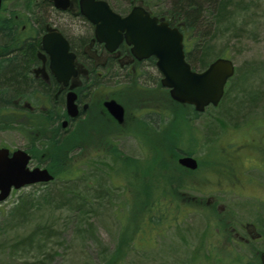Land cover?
<instances>
[{"label":"rangeland","instance_id":"rangeland-1","mask_svg":"<svg viewBox=\"0 0 264 264\" xmlns=\"http://www.w3.org/2000/svg\"><path fill=\"white\" fill-rule=\"evenodd\" d=\"M106 1L123 15L139 4L131 0ZM153 3L150 8L159 11V7H166L167 2L153 0ZM228 7L227 18L223 27L217 29L216 40L210 43L211 52L204 63L209 65L217 58L230 59L236 67V75L228 83L219 107H209L187 123L195 136L182 139L180 152L196 158L199 170L182 181L178 191L182 197L172 193L177 182L167 185L170 179L178 180L182 176L180 170L173 169L175 164L168 157V150L178 141L179 128L185 125L182 124V110L175 109L177 117L164 113L159 129L150 130V136L144 139L155 149L150 155L134 135L126 134L115 139L122 155L143 159L146 154L144 159L147 162L130 180L134 192H150L149 198H152L164 185L171 189L165 196L157 193L155 204L150 208L152 211L146 208V218L159 214L157 207L173 200L174 205L168 210L170 220L157 225L147 220L142 222L139 214L140 222H136L134 216L139 213L141 201L133 203L131 188L127 197L124 188L112 182L114 176L110 169L114 162L105 151H101L79 166L75 180L58 178L46 185H30L12 191L10 197L0 203V264H225V261L238 260L231 254L232 258L229 257L221 242L219 225L225 218L253 225L256 234L261 236L257 248L264 249V163L259 159L257 166L245 174L249 177L248 182L242 179L234 184L228 180L233 172L230 158L236 164L246 157L256 159L255 155H264V146H259L257 149L248 148L236 157L242 143L248 140L252 139V144L259 141L260 145L264 144L262 137L250 135L258 133L254 123L264 122V0H231ZM18 9L21 12L20 6ZM27 15H31L28 10L21 14L24 22L34 16ZM45 19L69 36H92L86 19L82 24L68 16L57 14L51 17L48 13ZM25 27L28 29L30 23ZM193 60L198 70L205 69L201 61ZM143 73L140 81L152 93H157V87H161L157 68L147 64ZM119 79L126 80L124 77ZM106 80L114 82L111 78ZM99 98L96 96L94 100L99 101ZM136 113L131 112L129 127L135 125ZM145 117L150 120L149 115ZM134 128L143 134L140 126ZM27 145V138L17 128L0 129V147L17 150L26 149ZM36 166L45 167L47 164L39 165L33 160L30 167ZM149 166L158 179H143L142 169ZM120 167L136 170L127 162L121 163ZM128 200L136 210L135 213L132 211L133 215L125 214ZM213 203L219 213L212 210ZM128 224L130 235L137 230L136 235L123 258H120L121 254L114 257L123 225L127 227ZM137 224L140 229H136ZM124 235L130 236L128 233Z\"/></svg>","mask_w":264,"mask_h":264},{"label":"trees","instance_id":"trees-1","mask_svg":"<svg viewBox=\"0 0 264 264\" xmlns=\"http://www.w3.org/2000/svg\"><path fill=\"white\" fill-rule=\"evenodd\" d=\"M161 1L164 4L167 2L166 7L162 6L159 7V11H153L150 8L151 4L154 5L153 0H131V2H138L157 16L164 18L172 26L179 27L185 36L184 45L187 61L194 70H198L194 64V58L201 61L202 68H206L208 65L204 63V60L208 59L211 52L210 43L212 40H216L215 34L217 29L219 27L222 28L224 25V20L229 13L228 6L231 0ZM12 6H14V9ZM19 6L21 7V12L18 9ZM27 10L35 16V19L30 20L32 27L36 19H45L47 9L46 7H42L41 0H4L3 12L8 11L11 13V16H0V49L3 51L0 53V129L17 128L20 130L28 140L27 149L32 154L33 159L39 164L46 163L49 171L55 176V180L58 178L65 179V181L75 180V174L80 171L79 166L83 162H86L94 154H100L99 152L105 151L104 153L108 154L114 162L110 169L114 176L111 178L112 182L124 188L127 197L131 188L133 203H136V200L141 201L138 208L139 213L135 214L134 220L138 222L141 215L143 220H140L142 222L147 220L157 225L168 222L170 220L168 210L171 205H174L173 200H168L157 207V210H160L159 214H152L146 218V213L155 204L157 193L159 196H165L171 192L170 188H165L169 184L173 185L177 182L175 183L176 187H172V193L182 197L178 191L182 186L184 178L192 174V172L177 166V158L181 153L179 144L185 136L187 138L195 136L187 123L197 118V113L193 112L190 106L174 102L170 97L169 91L162 89V87H157L158 92L152 93L151 89L140 83L137 78H132L130 81L127 80L124 83H121L120 79L114 82L106 80L111 76L117 77L120 73L124 74L125 71L120 68L113 58H108L107 62L104 61L105 64L97 65L94 59L89 57L85 51L91 41V37L83 36L79 40V43L83 45L79 52L80 60L85 68L84 72L89 74V76H85L84 78L85 85L83 88L91 94L90 103L92 108L98 107V104H100L98 100H94L97 93L100 95V88L106 87L111 82L110 85L114 84L116 86L110 89L112 90L109 92L111 93V97L121 101L129 113L132 111L141 113L149 108L157 107L164 108V111L167 110L168 113L171 111L174 117L178 115V111L175 110L176 108L182 110L184 113L182 124L185 125L183 128H179V133L177 134L178 141L175 143V146L168 150V157L171 163L175 164L173 169L177 168L180 170L182 176L178 180L176 178L170 179L167 185H164L159 191L158 189L155 191L152 198H149L150 192H134L130 180L140 172L141 165L147 162L144 159L146 154L150 155L155 150L144 139L150 136V130L155 131L156 129L140 117L136 119L135 127L140 126L144 131L143 134L136 131L135 128L134 130L132 128L129 132L128 126L127 133H132L147 152L143 159L122 155L116 141L107 142L100 146L97 145V138L94 135L92 126L88 125L91 123L89 117L83 123H81L82 121L76 123L74 128L69 129V131L64 132L61 130L60 120L66 115L63 94H58L56 97L55 82L48 87L43 82L32 78L29 72L32 64V55L35 51L39 50L40 42L34 39L27 40V44L23 48L24 50L19 46V43L22 42V34L20 33V29L22 28L21 20L24 18L21 14ZM15 16L17 19H15ZM213 31L214 33L211 35L210 32ZM100 74L106 77L100 79ZM110 85L107 87L110 88ZM42 96L46 101L43 100ZM126 98L127 101L125 103ZM31 100L35 102L33 103L36 108L35 111L27 113L19 111L26 102ZM167 104H169V107ZM115 125L112 123L113 129L116 131L118 128V133H122L121 127L116 123ZM76 153H79V155H76ZM157 155L159 156V151H157ZM124 162L135 166L136 170L121 169L120 164ZM141 174L143 179L146 180L158 179L153 174L152 167L150 166L149 168L142 169ZM161 176L163 177L164 175L162 174ZM129 202L130 200H128L126 205L125 214L130 213L133 215L132 211L135 213L136 210L132 207L133 203L130 204ZM184 209L186 210L185 207ZM124 218L125 216H123ZM140 228V224L139 226L137 224L136 229ZM129 231V224L127 227L123 225L122 238L114 257H118L121 254L120 258H123L127 248L131 245V241H133V236L136 235L137 230L134 231V234L131 233L132 236ZM149 232H151V229H149ZM125 233H128L130 236L124 235Z\"/></svg>","mask_w":264,"mask_h":264},{"label":"water","instance_id":"water-1","mask_svg":"<svg viewBox=\"0 0 264 264\" xmlns=\"http://www.w3.org/2000/svg\"><path fill=\"white\" fill-rule=\"evenodd\" d=\"M54 1L62 10L70 6L69 0ZM80 3L82 15L95 26L96 40L105 43L109 52H114L125 40L139 60L156 58L157 69L162 75L161 85L169 89L174 101L192 105L199 113L210 105H219L228 80L235 74L232 60L217 58L205 70L194 71L186 60L184 34L178 27L160 22L141 6H135L128 15L121 16L104 0H81ZM42 47L50 56L52 74L59 84L67 87L71 79L79 75L76 55L70 51L68 40L57 31H49L42 38ZM76 100L77 94L71 90L66 97V111L71 119L79 116ZM104 106L119 123L124 122L125 109L120 103L107 100ZM67 124L64 121L63 126ZM30 160L31 156L25 150L11 153L7 148H0V202L10 196L13 188L18 190L54 179L46 168L30 169ZM179 163L190 170L198 168V161L193 156H183Z\"/></svg>","mask_w":264,"mask_h":264},{"label":"flooded vegetation","instance_id":"flooded-vegetation-1","mask_svg":"<svg viewBox=\"0 0 264 264\" xmlns=\"http://www.w3.org/2000/svg\"><path fill=\"white\" fill-rule=\"evenodd\" d=\"M70 6L66 10L59 9L55 6L54 0H41L42 7H46L47 11L46 14H50L52 17L53 15L56 16L57 14L68 16L69 19L72 21L75 20V22H81L82 24H85V17L81 13V0H69ZM45 14V15H46ZM154 15L153 13H151ZM11 13H8L7 16L10 17ZM15 19L17 17L15 16ZM33 27L30 26L28 29H26L25 25H23L21 29L22 34V42L19 43V46L25 48V44H27V40L34 39L39 40V50L35 51L32 55V64L31 68H29L30 76L34 78L35 80H38L39 82H43L46 86H51L53 82L56 83V97L58 94H63V97L65 99L66 94L73 89L77 93V100L76 103L78 104L79 109V116L76 119H71L67 116V114L60 120V126L61 130L69 131L72 128H74L76 123H83V121H86L88 117L91 120V123L88 125L92 126L94 135L97 138V145H104L107 142L116 141L115 139L118 137L126 136V134H129L130 136H133L132 133H127L128 130V120L130 117V114L125 105L119 101L118 99L111 97L109 92V88L102 87L101 89V95L97 93L96 96L99 98L98 107H91V94L90 92H86L84 90V78L85 76H89L88 73L84 72V66L82 61L80 60V48L83 46L79 43V40L84 36L83 34H75L74 36H69L68 34H65L60 28H57L56 25H53V22L46 21V19L39 20L36 19L33 22ZM89 27V33H92L91 35V41L87 45L85 51L87 52L88 56L94 59L95 63L97 65L99 64H105L107 62L108 58H113V60L120 66L121 69H123L125 72L124 74L120 73L116 77H110L112 81H115L121 77H124L126 80H121V83L127 82V80H131L132 78H137L140 83V79L144 76L143 69L145 65L152 64V66L156 67V58L155 57H149L147 59L139 60L134 56L132 53V46H129L125 40L119 44L118 49L111 53L106 49L105 43H100L95 39V26L91 22L88 21ZM82 27V26H81ZM83 29V28H82ZM49 30H55L59 31L63 34V36L68 40L70 44V51L75 53L76 55V66L79 69L80 75L75 79V81L71 82L69 86L63 87L60 85L54 75L51 73L50 70V56L46 54L42 47H41V41L43 35L46 34ZM3 51L0 49V53ZM24 52V51H23ZM22 52V53H23ZM88 74V75H87ZM106 76L99 75L100 79L105 78ZM72 84V85H71ZM114 86V87H113ZM73 87V88H72ZM109 87L115 88L116 86L114 84L110 85ZM112 89V88H111ZM106 95L103 96L102 95ZM95 96V97H96ZM95 99V98H94ZM110 99H116L119 103H121L124 106L125 109V118L123 123H119L106 109L104 106V102ZM192 111H195L194 107H191ZM35 105H33L30 102H26L22 108L19 109V111L27 113L29 111H35ZM135 112V111H134ZM88 113H90L88 115ZM129 113V114H128ZM164 108L157 107V108H149L146 111H143L141 113H136L135 117L136 119L138 117L144 119L146 122H148L151 126H153L156 130L159 129L158 124L160 125V119L164 117ZM171 113V111H169ZM149 115L150 120H148L145 116ZM192 116V114H191ZM67 121L68 124L64 127L63 123L64 121ZM158 120V123H155V121ZM80 123V124H81ZM112 123L115 125V123L121 127V132L118 133V128L116 131L112 127ZM253 125V124H252ZM116 126V125H115ZM134 126L129 127V132ZM255 130L258 133H252L250 135L253 136H260L262 137L261 140L264 139V122L262 120H259L258 122L254 123ZM126 128V129H125ZM137 131V130H136ZM135 131V132H136ZM254 131V130H253ZM139 141V140H138ZM251 140H248L244 143H242L240 151L238 152L237 156H240L241 153H244L248 150V148L254 147L258 148L260 145L259 141L258 143L252 144ZM140 143V142H139ZM181 144V143H180ZM179 144V145H180ZM180 150V149H179ZM183 156H192L191 154H182L180 153V156L177 158V166L179 168L185 169L186 171L196 172L199 170V163L198 168L196 170H190L187 169L179 163V158ZM253 157V156H252ZM246 157L244 161L241 163L236 162L229 159V165L232 169V175L230 174L228 176V180L232 183H236L244 179L245 182L249 181V177L245 176V174H248V171L257 166V162L259 159L262 160L264 163V155H255L256 159ZM246 162V163H245ZM254 164V165H252ZM252 165V166H251ZM239 188L238 186H236ZM244 189L245 186H242ZM209 204V202H208ZM215 203L212 204L211 208L212 210L219 213V208L217 210L214 209ZM219 221V220H218ZM221 230L219 233L221 234V242L223 243L225 252L229 255L231 254L234 258L238 259L236 261L230 260L225 261V264H264V249L257 248V243L260 241L261 236L256 234L255 228L253 225L248 224L247 222H235L232 218H225L224 220L221 219V224L219 225ZM243 251L242 254H239V252ZM229 257H231L229 255ZM232 258V257H231Z\"/></svg>","mask_w":264,"mask_h":264}]
</instances>
